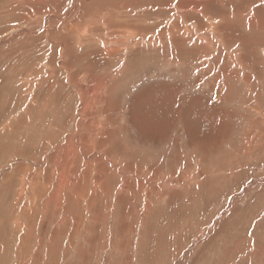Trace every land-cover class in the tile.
<instances>
[{
	"label": "rangeland",
	"instance_id": "rangeland-1",
	"mask_svg": "<svg viewBox=\"0 0 264 264\" xmlns=\"http://www.w3.org/2000/svg\"><path fill=\"white\" fill-rule=\"evenodd\" d=\"M74 1L0 0V264H264V11Z\"/></svg>",
	"mask_w": 264,
	"mask_h": 264
},
{
	"label": "bare ground",
	"instance_id": "bare-ground-1",
	"mask_svg": "<svg viewBox=\"0 0 264 264\" xmlns=\"http://www.w3.org/2000/svg\"><path fill=\"white\" fill-rule=\"evenodd\" d=\"M193 1H195V0H193ZM199 1H201V0H199ZM198 1V2H199ZM206 1H208V0H206ZM209 1H211V0H209ZM217 1V0H216ZM219 1V0H218ZM229 1H234V0H229ZM203 2H205V1H203ZM213 2H214V0H213ZM263 2H264V0H244V3H241L240 4V2H238L240 5H238L237 7H238V15H239V17L241 18V19H245L246 18V16L247 15H250L251 14V16H256V15H260V14H262V12L264 11V4H263ZM109 3V2H108ZM202 3V2H201ZM222 3H223V1H222ZM237 3V4H238ZM251 3V4H250ZM260 3H262V5L260 4ZM119 4V3H118ZM212 4V3H211ZM211 4H209V5H211ZM217 4V3H216ZM219 5H220V3H218ZM225 4V3H224ZM223 4V5H224ZM72 6H74L75 8L77 7V2H76V0L71 4ZM201 5V4H200ZM213 5V4H212ZM222 5V4H221ZM222 5V7L224 8V6ZM226 5V4H225ZM231 5H232V3H231ZM193 6V5H192ZM106 7V6H105ZM111 7V6H110ZM109 7V8H110ZM195 7V6H194ZM220 7V6H219ZM222 7L220 8V9H222ZM192 8V7H191ZM207 8V7H206ZM232 8V7H231ZM72 9V8H71ZM95 9V8H94ZM111 9V8H110ZM235 9V8H234ZM99 10V9H98ZM121 10V9H120ZM224 10V9H223ZM230 10H233V9H230ZM236 10V9H235ZM71 11V10H70ZM70 11H68V12H70ZM99 11H101V10H99ZM103 11V10H102ZM225 11V10H224ZM87 12H88V10H87ZM94 12V11H93ZM95 12H98V11H96L95 10ZM108 12H110V11H108ZM215 11H213V13H214ZM227 12V11H226ZM107 13V12H106ZM209 13V12H208ZM208 13H206V15L208 14ZM217 13V12H216ZM215 13V14H216ZM225 13V12H224ZM231 13V12H230ZM98 14H99V12H98ZM219 14V13H218ZM212 15H214V14H212ZM224 15V14H223ZM86 16V15H85ZM87 16H89V15H87ZM97 16V15H96ZM102 16H104V15H102ZM225 16H227V15H225ZM78 17V16H77ZM220 18L222 17V16H219ZM228 17V16H227ZM61 18V17H60ZM95 18V17H94ZM94 18H92V20L94 19ZM99 19L101 18V17H98ZM105 18V17H104ZM216 18H218V16L216 17ZM230 18H231V20H232V16H230ZM234 18V17H233ZM223 19H224V16H223ZM251 19H252V17H251ZM96 19H94V22H96L95 21ZM227 20V19H226ZM236 20V19H235ZM89 21V20H88ZM245 22V21H244ZM112 24V23H111ZM79 28V27H78ZM252 28V27H251ZM72 29V28H71ZM81 29V28H80ZM214 29V28H213ZM19 31V30H18ZM79 31V30H78ZM81 31H82V29H81ZM260 31V30H259ZM134 33H136L135 31H133ZM210 32V31H209ZM257 32V31H256ZM82 33V32H81ZM84 34V33H83ZM168 34V33H167ZM79 35V34H78ZM81 36V35H80ZM172 37H173V35H172ZM171 39V38H170ZM141 40V39H140ZM137 41V39H134V40H131V42L132 43H134V42H136ZM142 42H144L143 40H141ZM124 42V41H123ZM79 43V42H78ZM168 44V43H167ZM221 45V44H220ZM230 52V51H229ZM262 54H264L263 53V50H262ZM112 77V76H111ZM167 101V100H166ZM166 103V102H165ZM83 113V112H82ZM82 116V115H81ZM81 120V119H80ZM96 120V119H95ZM78 122V121H77ZM79 123V122H78ZM101 127V126H100ZM79 130V129H78ZM97 130V129H96ZM102 131V130H101ZM99 134V133H98ZM103 134V133H102ZM73 135V134H72ZM95 135V134H94ZM72 139H73V137H72ZM71 139V140H72ZM95 139V138H94ZM67 140V139H66ZM72 142V141H71ZM98 142V141H97ZM69 144V143H68ZM113 144V143H112ZM192 146V145H191ZM78 147V146H77ZM81 147V146H80ZM79 148V147H78ZM75 150V149H74ZM79 150V149H78ZM82 150V149H81ZM62 151V150H61ZM63 152V151H62ZM51 153V152H50ZM128 157V156H127ZM126 157V158H127ZM68 160H69V158H68ZM119 161V160H118ZM95 165V164H94ZM120 166V165H119ZM123 166H124V164L122 165L121 164V168H122V172H126V171H128V172H130L127 168L126 169H123ZM65 169V168H64ZM132 171H134L135 172V170H132ZM138 171V170H137ZM120 172V171H119ZM140 173V172H139ZM126 174H128V173H126ZM125 174V175H126ZM135 174H137V173H135ZM24 179V178H23ZM146 179V178H145ZM123 182H126V181H123ZM152 182V181H151ZM150 182V183H151ZM39 184V183H38ZM71 184V183H70ZM99 184V183H98ZM125 188V187H124ZM75 191V190H74ZM163 191V190H162ZM52 198V197H51ZM49 200V199H48ZM51 200V199H50ZM57 202V201H56ZM77 220V219H76ZM216 240V239H215Z\"/></svg>",
	"mask_w": 264,
	"mask_h": 264
},
{
	"label": "water",
	"instance_id": "water-1",
	"mask_svg": "<svg viewBox=\"0 0 264 264\" xmlns=\"http://www.w3.org/2000/svg\"><path fill=\"white\" fill-rule=\"evenodd\" d=\"M263 53H264V50H263Z\"/></svg>",
	"mask_w": 264,
	"mask_h": 264
}]
</instances>
